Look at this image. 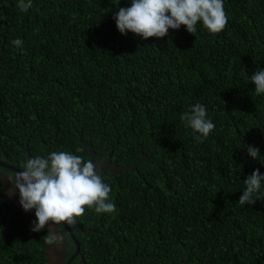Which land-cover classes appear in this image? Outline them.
I'll list each match as a JSON object with an SVG mask.
<instances>
[{
    "label": "trees",
    "instance_id": "1",
    "mask_svg": "<svg viewBox=\"0 0 264 264\" xmlns=\"http://www.w3.org/2000/svg\"><path fill=\"white\" fill-rule=\"evenodd\" d=\"M32 2L0 0V161L92 160L115 204L74 217L68 260L79 248L72 264H264V182L238 203L264 175V94L250 79L264 69V0H223L219 33L198 21L146 40L113 18L131 0ZM196 103L215 124L200 140L181 119ZM36 219L0 180V264H52L60 241Z\"/></svg>",
    "mask_w": 264,
    "mask_h": 264
},
{
    "label": "clouds",
    "instance_id": "2",
    "mask_svg": "<svg viewBox=\"0 0 264 264\" xmlns=\"http://www.w3.org/2000/svg\"><path fill=\"white\" fill-rule=\"evenodd\" d=\"M32 6V0H19L18 7L22 12ZM113 18L121 34L127 35L131 31L145 40L163 38L169 34V29L178 30L182 25L193 34L198 21H202L211 33L223 31L228 24L223 0H131V6L118 7ZM22 43L20 39L12 41L16 47H21ZM250 79L255 84V95L264 94V69H257ZM181 119L186 127L200 134L197 140L206 138L215 128L207 117L206 106L200 103L182 113ZM246 149L253 159L261 156L256 146L246 145ZM99 168V163L85 161L70 152H52L47 158H28L22 165L23 170L16 173L13 186L19 190L23 209L26 212L35 209L37 219L32 231L39 232L51 222L60 223L63 227L60 229L67 233L69 223H75L74 217L84 214L85 206H95L97 213L114 212L115 204L109 199L111 187L103 182ZM262 182L264 175L256 169L244 180L246 189L238 203L254 205L259 199L254 194ZM69 233L72 234L71 229Z\"/></svg>",
    "mask_w": 264,
    "mask_h": 264
},
{
    "label": "rangeland",
    "instance_id": "3",
    "mask_svg": "<svg viewBox=\"0 0 264 264\" xmlns=\"http://www.w3.org/2000/svg\"><path fill=\"white\" fill-rule=\"evenodd\" d=\"M0 175H1L0 176L1 181L3 183H5L7 196L11 197V199H13V200L19 201L20 200L19 190L18 189H15L14 186H13V184L11 183L14 178H12L8 174H4L3 172H0ZM3 175L5 176V178L3 177ZM21 208H23V207H21ZM27 212H29V213H35V209H32V210L27 211ZM49 224H50V226H48V227H49L50 231L52 232V235L57 240H60L61 239L60 232H62V230L59 229V227H56L55 226V223L49 222ZM61 252L62 251L59 249V245L53 246L51 248V250L49 251V256H50L49 258H50L52 264H56V263L57 264H60V262H61V255H60Z\"/></svg>",
    "mask_w": 264,
    "mask_h": 264
},
{
    "label": "flooded vegetation",
    "instance_id": "4",
    "mask_svg": "<svg viewBox=\"0 0 264 264\" xmlns=\"http://www.w3.org/2000/svg\"><path fill=\"white\" fill-rule=\"evenodd\" d=\"M4 174H7V173H5L4 172ZM1 176V175H0ZM3 177L5 178V176L3 175ZM0 180H1V178H0ZM13 181H14V179L12 180V184H13ZM6 195H7V193H6ZM9 197V196H8ZM9 198H11V197H9ZM16 202H17V204L19 205V206H21V204H20V200L19 201H17V200H15ZM22 207V206H21ZM35 214V213H34ZM55 226L56 227H59V229H60V227H61V224L59 223V224H56L55 223ZM60 236H61V239L59 240L60 241V246H59V249L63 252H61V262H62V264H72L73 262H74V258L72 257L71 259L69 258V260H68V257L67 256H69V254H67L66 253V248L68 247V245L70 244V239H69V237L66 235V232H64V231H62V232H60ZM71 245V244H70ZM72 246V245H71ZM71 250H73V246L70 248ZM71 252V251H70ZM71 257V256H70ZM74 259V260H73ZM80 264H82L81 262H80Z\"/></svg>",
    "mask_w": 264,
    "mask_h": 264
},
{
    "label": "water",
    "instance_id": "5",
    "mask_svg": "<svg viewBox=\"0 0 264 264\" xmlns=\"http://www.w3.org/2000/svg\"><path fill=\"white\" fill-rule=\"evenodd\" d=\"M0 166L3 167L4 169L6 170H9L11 172H13L14 174H16L17 172H19V170L15 169L14 167H11L3 162L0 161ZM64 225L68 228V224H67V221L63 222ZM68 230L70 231V229L68 228ZM78 252H79V248H77V252L75 253V256L76 257L78 255ZM73 257V258H74Z\"/></svg>",
    "mask_w": 264,
    "mask_h": 264
}]
</instances>
